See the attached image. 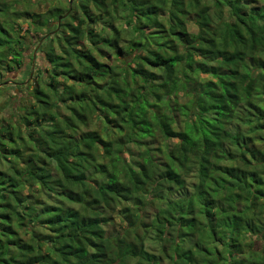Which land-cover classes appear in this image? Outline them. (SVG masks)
<instances>
[{
	"label": "trees",
	"instance_id": "obj_1",
	"mask_svg": "<svg viewBox=\"0 0 264 264\" xmlns=\"http://www.w3.org/2000/svg\"><path fill=\"white\" fill-rule=\"evenodd\" d=\"M0 98V264H264V0H0Z\"/></svg>",
	"mask_w": 264,
	"mask_h": 264
},
{
	"label": "rangeland",
	"instance_id": "obj_2",
	"mask_svg": "<svg viewBox=\"0 0 264 264\" xmlns=\"http://www.w3.org/2000/svg\"><path fill=\"white\" fill-rule=\"evenodd\" d=\"M68 2L72 3L73 0H68ZM22 28L25 29V25L23 24L22 25ZM32 51V49L29 51L28 54H30V52ZM34 56L33 60H32V64H30V60L29 58H26L25 60V63H24V66L23 68L14 73L11 76H8L10 82H13V81H25V80H31L33 75L37 72V69H41L44 67V64L42 63V58H43V54L42 53H39L37 50L34 51V53L32 54ZM31 71V74L30 76L28 75V72ZM1 98H0V102H1ZM8 114V111H4L3 113H0V115H6Z\"/></svg>",
	"mask_w": 264,
	"mask_h": 264
},
{
	"label": "water",
	"instance_id": "obj_3",
	"mask_svg": "<svg viewBox=\"0 0 264 264\" xmlns=\"http://www.w3.org/2000/svg\"><path fill=\"white\" fill-rule=\"evenodd\" d=\"M70 3V2H69Z\"/></svg>",
	"mask_w": 264,
	"mask_h": 264
}]
</instances>
